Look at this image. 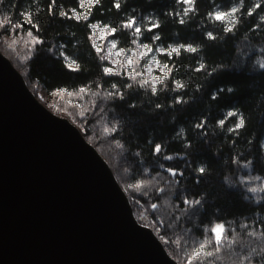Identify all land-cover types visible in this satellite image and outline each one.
<instances>
[{
    "label": "trees",
    "instance_id": "1",
    "mask_svg": "<svg viewBox=\"0 0 264 264\" xmlns=\"http://www.w3.org/2000/svg\"><path fill=\"white\" fill-rule=\"evenodd\" d=\"M234 0H194V11L190 13L189 22L185 25L177 23L176 0H127L122 2L120 10L114 7V0H100L99 4L91 6V12H88L89 19L79 22L71 17V9H76L77 13L86 12L87 8H81L79 0H3L0 3V18L8 16L10 21L3 28L5 31L13 30L15 35H25L31 31L40 41L39 45H33V51L26 57L21 68L15 64L3 53L23 75L28 87L33 91L34 87H39L47 94L59 92L60 88L67 89V92H78L81 87L90 88L95 91L97 84L93 81L96 76H101V89L107 88L111 82H116L123 91V86L128 83L127 80L114 77L103 76L100 64L96 60L95 50L92 49L88 36L92 30L88 28L90 23H99L109 27L119 28L122 22H126L129 16L137 17L142 22L143 17L148 14H154L162 21V26L154 29L152 32H146L141 42H150V38L155 33H160L162 39L157 43L166 45L174 39L191 43H205L203 50L204 57L209 64L224 63L234 64L230 70L225 69L213 73L202 83L199 92L185 90L183 93H176L169 96L167 93L156 98H147L141 90H129L124 100H114L105 104L99 97L90 95L76 96L71 102L77 103L81 98L83 111L87 109L86 122L80 125V132L85 139L91 143L100 153L103 159L108 163L119 185L127 195L134 216L137 221L151 228L159 240L164 245L168 254L179 264L180 261L173 253L178 251L174 244L175 235L180 233V229L185 227L189 229L190 236H202V226L209 222L210 218L226 219L234 217H245L251 219L255 214V225L261 231H264V220L260 213H264V203L253 206L245 202L242 197L244 193L239 188L228 189L216 176L208 177L206 181L204 176H197L188 167L184 166V161L177 158L173 162L162 161L159 155L153 156L154 145L161 143L163 150L167 154H179L183 151L182 142L173 140L172 137L180 126L186 128V142L193 147L191 163L195 167L197 162L205 163L209 169L223 174L222 159L230 158L231 153L236 147L242 146L252 138L250 150L247 153L253 160V169L251 171L264 175V162L261 160L260 141L264 140V70H250L249 65L256 56L252 51L249 55L242 56V44L245 34L248 40L253 43L264 42V23H261L259 17L264 14V0L260 7L252 16H247L249 7L253 5L254 0H245V7L242 10L240 24L235 29V34H229L224 37L219 44L206 42L199 22L204 19L208 11L214 8H227ZM185 5L181 2L180 9ZM41 11L37 12L36 9ZM135 9L136 11H133ZM63 10L67 13L65 17L59 15ZM172 12L169 16L168 13ZM31 13V23L21 15V13ZM18 25V26H17ZM178 32L177 37L172 36V32ZM112 39H119L120 45L125 46L130 42L127 30H120L113 34ZM60 45H64L63 48ZM51 50V51H50ZM63 51L71 59L80 64V71L73 72L65 67V61L59 53ZM160 59L167 61V56ZM196 57H187L182 55L179 63L191 61L195 65ZM175 62V57L173 58ZM197 77H203V70L196 73ZM233 87V93H227V87ZM224 88V92L220 89ZM217 95L216 100H211V96ZM175 96L192 99L181 108L176 105L174 108H168L167 103ZM141 101H145L141 103ZM140 104L139 107H130V105ZM155 103H162L164 107L151 113L149 109ZM43 104V103H42ZM44 105V104H43ZM45 106V105H44ZM254 107L260 108L259 116L254 111ZM57 115V111L47 107ZM113 108L114 113L108 109ZM240 108L241 113L248 117V127L241 133L240 137L226 136L224 133L217 134L211 138L210 143H205L207 126L214 124L217 119L222 118V109ZM103 109V111L101 110ZM68 113V112H67ZM176 113V119L169 123L170 116ZM69 114V113H68ZM70 115V114H69ZM70 117V116H69ZM68 118V117H65ZM163 118V123H160ZM70 120V118H68ZM113 119H121L124 123L116 132L106 134L104 126H110ZM201 119L205 122V127L199 130L193 128V125L199 123ZM233 120L235 118H232ZM71 121V120H70ZM227 126V125H226ZM167 141L166 144L163 142ZM120 142L128 149L123 153L121 149L115 147ZM220 145L218 152L214 155L213 149ZM231 145V146H229ZM140 151L141 157L132 155L133 151ZM243 159V157H242ZM163 163L167 168H174L183 172V176L178 177L181 184L185 185V195L198 198L201 192L207 191L211 203H205L203 210L193 209L188 216L181 219L173 216L170 219L161 217L157 209L153 210L151 205L159 202L160 194L152 193L150 196L143 195L144 189L130 188L129 186L140 180H147L151 174L157 171L164 173L163 169L157 167ZM150 168V175H143V167ZM124 167H130L131 172L125 174ZM229 170H231L229 168ZM176 200L179 201V193ZM179 208H185L182 203H178ZM192 218H195L196 226L192 225ZM169 225H174L169 227ZM171 241L166 243L165 241ZM187 264V261H185Z\"/></svg>",
    "mask_w": 264,
    "mask_h": 264
},
{
    "label": "water",
    "instance_id": "2",
    "mask_svg": "<svg viewBox=\"0 0 264 264\" xmlns=\"http://www.w3.org/2000/svg\"><path fill=\"white\" fill-rule=\"evenodd\" d=\"M0 264H179L96 148L1 52Z\"/></svg>",
    "mask_w": 264,
    "mask_h": 264
},
{
    "label": "clouds",
    "instance_id": "3",
    "mask_svg": "<svg viewBox=\"0 0 264 264\" xmlns=\"http://www.w3.org/2000/svg\"><path fill=\"white\" fill-rule=\"evenodd\" d=\"M97 3L100 0H96ZM126 3L127 0H114L113 7L119 11L121 3ZM151 2V0H148ZM183 0H176V12L178 17L177 23L185 25L189 22L190 13H192V4L194 0H188L187 4L180 9V4ZM262 0H254L252 6L249 7L247 16H252L259 7ZM80 6L83 8L91 7V0H79ZM245 7V0H234L227 8H214L208 11L203 20L199 22L201 28H206L203 31L204 40L206 42H215L219 44L224 37L229 34H235V29L239 26L241 20V13ZM133 11H136L133 9ZM64 15L63 12L60 13ZM169 16L172 15L170 11ZM86 19V17H81ZM261 23H264V14L259 17ZM93 29L88 36V40L92 49L95 50L97 62L100 64V69L103 76H114L124 80L128 83L121 87L116 82H111L107 88L101 90L100 81L101 76H96L94 83L97 84V89L92 93V97H99L106 105L114 100H124L129 90H141L145 99L151 97L156 98L167 93L172 96L176 93H183L185 90H193L199 92L202 83L198 81H205L213 73L221 70L231 69L234 64L216 63L209 64L203 54L206 47L205 43L191 42L186 43L174 39L166 45L157 43L162 39L160 33H155L151 36L150 42H141L142 37L146 32H152L153 29L162 26V21L154 14H148L143 17L140 22L137 17L129 16L126 22H122L119 28H111L108 25H103ZM92 27L91 25L89 26ZM120 30H127L130 38L128 45L118 47L121 43L119 40L109 42L108 37ZM173 37L178 36V32H172ZM107 41V43H105ZM242 44V56L249 55L250 52L255 51L256 56L251 61L249 69L256 71L264 70V42L253 43L248 40L245 34ZM61 48L64 45H60ZM51 51V50H50ZM63 57L65 67L73 72L80 71V64L67 56L63 51L59 53ZM184 55L187 57H196L195 65L191 61L183 64L179 63L180 57ZM162 56H167V61L160 59ZM175 57V62L173 58ZM203 70L204 76L197 77L196 73ZM225 89L221 88L220 92ZM227 93H233L235 89L231 86L227 87ZM192 99L191 96L182 98L175 96L167 103L168 108H174L179 105L181 108L185 107ZM217 95L213 94L211 100H216ZM145 101H141L143 103ZM264 104V101L260 102ZM140 104L130 105V107H139ZM162 103H155L149 109L151 113L162 109ZM103 111V109H101ZM114 113L113 108L108 109ZM260 108L254 107V111L259 116ZM222 118L217 119L214 124L207 126V134L205 135V143H210L211 138H214L219 133H224L226 136L240 137L241 133L248 127V117L241 113L240 108L222 109ZM176 113L170 116L169 123L176 119ZM232 118H235L234 120ZM124 123L121 119H113L110 126L105 125L104 129L110 131L116 130ZM160 123H163L161 118ZM227 125V126H226ZM205 127L203 119L199 123L193 125V128L199 130ZM186 128L180 126L172 137L173 140L182 142L183 151L179 154H167L164 152L162 144L156 143L154 145L153 156L159 155L162 161L173 162L177 158L182 159L184 166L188 167L197 176H204L206 181L208 177L216 176L220 179L222 184L228 189L239 188L244 193L242 199L249 202L253 206L264 203V175L257 174L253 171V160L247 153L250 150L252 138L249 142L242 146L236 147L230 155V158L222 159L223 174L209 169L205 163L197 162L195 167L192 166L191 159L194 151L193 147L185 140ZM164 144L167 141L163 142ZM118 149L123 153H127L128 149L122 143H116ZM231 146V145H229ZM259 147L261 149V160L264 162V140L260 141ZM220 145H216L213 149V154L218 152ZM132 155L140 158L141 152L136 150ZM243 157V159H242ZM159 169H163L164 173L157 171L151 174L147 180H140L132 185L140 184L142 186L143 195L150 196L152 193L160 194L159 202L156 203V209L161 214L162 218L170 219L173 216H178L184 219L193 209L203 210L205 203H211L207 197V191L201 192L198 198L185 195V185L181 184L178 177L183 176L180 170L173 171L174 168H167L163 163L157 165ZM229 168L231 170H229ZM143 175H150V168L143 167ZM123 172L128 174L131 172L130 167H124ZM177 193H179V201L176 200ZM182 202L186 207L179 208L178 203ZM260 217L264 220V213H260ZM255 214L251 219L245 217H234L226 219H216L211 217L209 222L204 224L201 228L202 236H190L189 229L182 227L180 233L175 235L174 244L178 251L173 254L176 255L180 264H264L261 258H264V231L254 227ZM196 219L192 218V225L196 226ZM174 225H169L173 227Z\"/></svg>",
    "mask_w": 264,
    "mask_h": 264
},
{
    "label": "rangeland",
    "instance_id": "4",
    "mask_svg": "<svg viewBox=\"0 0 264 264\" xmlns=\"http://www.w3.org/2000/svg\"><path fill=\"white\" fill-rule=\"evenodd\" d=\"M112 37L109 36L108 40H111ZM15 40L16 43L13 44L12 41ZM26 41H29L26 43ZM107 43V41H105ZM33 44L30 42V38H28L27 34L25 35H15V32L10 29V31H5L4 28H0V48L2 52L15 64V66L19 69H22V65L26 57L29 55V48H32ZM118 47H121L119 44ZM33 93L38 98V100L43 103L46 107H50L52 110L57 111V115L62 117L70 118V122H72L76 127L80 129V125L86 122V113L83 111L81 99L85 97L82 96L77 103L71 102L74 97L69 96L68 93H60L56 92L54 94H47L42 91L39 87H32ZM79 106V107H77ZM70 114H68V113ZM84 113V116H81V113ZM70 116V117H69ZM85 121V122H84Z\"/></svg>",
    "mask_w": 264,
    "mask_h": 264
},
{
    "label": "snow or ice",
    "instance_id": "5",
    "mask_svg": "<svg viewBox=\"0 0 264 264\" xmlns=\"http://www.w3.org/2000/svg\"><path fill=\"white\" fill-rule=\"evenodd\" d=\"M3 2V0H0V3H2ZM53 3H55V0H53ZM100 3V2H99ZM99 3H97L96 2V0H91V6H93V5H96V4H99ZM183 3L184 4H187L188 3V0H183ZM81 7V6H80ZM192 12L194 11V3L192 4ZM259 7H260V4H259ZM258 7V8H259ZM81 8H83V7H81ZM91 7L90 8H87V11L86 12H81V13H77V11H76V9H71L70 11H71V17H69V18H75L76 19V21H80L81 20V17L83 16V17H86V19H83L84 21H87L88 19H89V15H88V12H91ZM36 11L37 12H39V11H41V9L40 8H37L36 9ZM61 12H63L64 13V15L63 16H61L60 15V13ZM60 13H59V15L61 16V17H65L66 15H67V13L65 12V11H63V10H61L60 11ZM21 15L23 16V17H25L27 20H28V22L29 23H31V19H30V17H31V13L30 12H24V13H21ZM9 21H10V18L8 17V16H3L2 18H0V28H3L6 24H8L9 23ZM92 26L91 28L89 27V26ZM18 26V25H17ZM100 27H102L103 25H99ZM98 27V25H97V23H90V24H88V28H90L92 31H93V29H95V28H97ZM111 28H117V27H111ZM155 29V28H154ZM153 29V30H154ZM27 36H28V38H30V42L33 44V45H39L40 43H41V41L31 32V31H29L28 33H27ZM112 36V35H111ZM113 40H119V39H111V40H109V42H111V41H113ZM29 41H26V43H28ZM12 43L13 44H15L16 43V41L15 40H13L12 41ZM28 51L29 52H32L33 51V49L32 48H29L28 49ZM66 63H67V61H65ZM102 90V89H101ZM59 92L60 93H64V92H67V89H64V88H60L59 89ZM93 92H95V91H93V90H91L90 88H84V87H81L79 90H78V92H75V93H73V92H68V95L69 96H72V95H76V96H82V95H90V96H92V93ZM77 107H79V106H77ZM87 111V109L85 110V112ZM81 116L83 117L84 116V113L82 112L81 113ZM118 129V128H117ZM117 129L116 130H113V131H110V130H108L107 128L106 129H104V132L106 133V134H111V133H114V132H116L117 131ZM117 143H119V142H117ZM115 147L118 149V147L115 145ZM174 172H175V170H173ZM130 188H135V189H142V186L140 185V184H136L135 186H133V185H130L129 186ZM151 207H152V209L153 210H155L156 209V205L155 204H152L151 205ZM166 243H171V241H168V240H166L165 241ZM261 260H262V262H264V258H261Z\"/></svg>",
    "mask_w": 264,
    "mask_h": 264
},
{
    "label": "bare ground",
    "instance_id": "6",
    "mask_svg": "<svg viewBox=\"0 0 264 264\" xmlns=\"http://www.w3.org/2000/svg\"><path fill=\"white\" fill-rule=\"evenodd\" d=\"M30 89V88H29ZM31 90V89H30ZM32 91V90H31ZM33 93V92H32ZM34 94V93H33ZM35 95V94H34ZM37 98V97H36ZM38 99V98H37Z\"/></svg>",
    "mask_w": 264,
    "mask_h": 264
}]
</instances>
